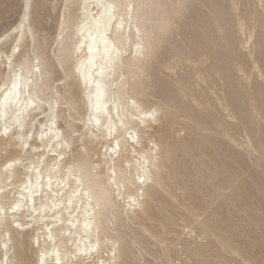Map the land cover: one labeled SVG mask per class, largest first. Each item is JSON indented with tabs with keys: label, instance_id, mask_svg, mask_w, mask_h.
<instances>
[{
	"label": "bare ground",
	"instance_id": "obj_1",
	"mask_svg": "<svg viewBox=\"0 0 264 264\" xmlns=\"http://www.w3.org/2000/svg\"><path fill=\"white\" fill-rule=\"evenodd\" d=\"M232 1L230 0V3H232ZM238 1L239 0H237V2ZM31 4L32 0H24L23 15L17 27L18 33L15 38V47H20L29 35L36 43L35 47L39 48L38 53L34 54L33 58L37 59V61L35 62L31 56L25 53L16 55L15 52L11 50L10 53L5 54L4 59L0 60V77H2V82L0 84V131L8 133L14 146L20 149V154L10 159L9 164L5 163L0 166V264H134L135 262L133 259L135 260L137 257L139 258V256L134 258L136 252H133L135 251L133 248L143 249L141 251L139 250L140 252L144 250V252H149L151 250L150 245L169 242L170 236L167 237L168 235L165 234V230H162L163 234L162 231L161 233L155 232L157 228L153 231V228L155 227V222L161 224L164 222L165 215L163 212L166 210V206H172L175 209V207L178 208L177 206H179V204L182 205L181 203L184 197L182 200L180 199L181 201L179 200L181 203L177 204L176 201L178 200L175 192L177 193L179 191L178 189H180L179 193L186 190L187 194V190L191 189V185L196 189L199 185L201 187L200 182L203 181L199 180L200 182H198V185L196 183L197 180L199 178L202 179L201 177L207 179L205 174L208 175L213 172L210 166L212 163L209 162L210 160L207 161V157L204 154H200L197 157L191 155V152L189 153L192 156L188 158L192 159V161H189L192 162L191 166L193 167L191 168H193L194 173L191 172V169H188V164L186 165L184 159L178 158L177 161L175 156L179 148L187 149V153L189 152V139L186 142L177 143L178 147L170 143V136L167 134H162V136L159 133L162 136H160L161 139L157 138L159 141L155 138L152 139L154 134L152 135L149 131L154 127L153 124L161 125L163 122H169L171 115L176 112V107L179 106H177V102L179 101L176 103L174 102L175 100L172 101L173 97L168 100L167 98L166 100L159 99L152 108L146 106L145 100L150 93L148 88L149 79L155 77L157 74L154 68V62L156 63L159 61V58L165 56L171 57L172 59H177L176 57H178V59L180 58L179 60L183 62L184 60L182 59H186L185 61L189 60L191 58L190 56L195 52L209 54L214 48L217 49L218 52L229 51L234 40L233 32L231 31L232 20L229 12L231 11L230 9L235 7L234 5L238 3L227 4L225 0H66L67 14L64 16V27L62 28L61 37L57 38V47L54 50L53 56L48 53L46 46L38 40L33 30L29 17ZM206 12L209 14L207 13L208 16H206V14L205 17L204 13ZM238 18H236V21ZM240 19V21H242L244 18ZM243 26H245V23ZM237 29L239 30V28ZM179 39L181 44L185 42V49H180L181 45L178 46L176 44ZM166 44H168V47L164 48ZM162 48L165 50H162ZM250 55L252 54L250 53ZM204 56L206 57V55ZM207 57L209 58V55ZM202 58L199 60L207 77L212 79L217 76V78H221V81L222 78L226 80L227 91L230 95V106L241 119L240 121L250 129V133H252L253 137L256 139L257 148L262 153V155L258 154L262 156L260 159L261 161H257L260 165H264V137H262L263 133L259 129L261 126L259 127L257 122L259 113L264 109L262 100L264 95L258 91L259 89H252L254 91H242L243 88L240 90L238 89L239 87L237 88L236 85L229 82L227 78L230 76V61L226 63L215 62L209 64V67H207L205 62L209 59L205 58L206 60H204ZM164 59L167 60L163 58V61ZM160 60L162 63V58ZM188 62L190 65L191 61ZM2 66L5 67V69H1ZM57 67L64 71L66 79L61 91L51 84L52 76ZM239 67L241 70L242 67ZM252 67H255V65ZM257 67L258 66L255 68ZM188 69L189 68H187V70ZM239 73L241 74V72ZM257 74L259 75L260 73L257 72ZM241 75L244 74L242 73ZM174 78L176 81L177 77L175 76ZM174 78L172 79V77H169L168 79H172L173 81ZM178 78H181V76ZM260 78L262 80L264 79L261 75ZM162 81L164 82V80ZM188 82L187 78L183 77L177 80L176 86L181 89L184 88L186 91L187 89L191 92L194 91ZM73 84L80 90L79 100H76L73 95ZM161 86V90L163 91H172V85L169 83H163ZM176 86H174V89ZM195 90H197V88ZM175 93H178V91L174 92V96L176 95ZM204 93L200 92L198 96L195 95L192 96V98L189 96L193 106L197 107H195L196 111H194L190 106L191 108H187L188 115H186V113L184 114L186 116L183 115L185 118L187 117L189 119L187 120L188 123L185 122V124L187 123L186 125L189 126L190 135L193 133L196 135L199 134V137L202 136L201 139L204 138L203 141L206 140L209 142V145L213 147L211 149L215 152L226 154V156L228 155L227 158L230 159H228V161L231 164L237 163L238 158L231 155L230 148L222 145L221 142H216L213 136L217 133L226 135V137L227 135L229 136L230 127H227V129L226 126L223 125L227 124V122L222 123L221 117H218L219 113L215 115L208 112L207 103L209 99L205 98ZM178 96L180 95L178 94ZM185 100L188 99L185 98ZM180 102L181 103H178L180 104L179 107H181L184 100ZM220 102L217 104H220ZM225 102L227 104V101ZM63 107H66L70 112L69 116L63 119L65 121V127H61L59 124L60 119L64 115ZM79 107L84 109L83 114L80 115L77 111L79 116H73L72 112L76 111ZM178 111H180V109ZM182 111L184 112V110ZM213 112L215 113L216 110ZM201 113L205 114V117H201ZM40 117H45V119L41 121V127H43L41 130V141L39 140L42 146L41 150L38 149V146L32 143L30 139L33 123L39 120ZM75 119L80 120L83 126L82 133H80L78 137L74 135L77 132L74 126ZM222 120L224 121V117ZM237 123L239 124V121ZM185 126L184 128L188 129ZM245 130L244 132H246ZM211 131H217V133H210ZM204 132L207 133L205 134ZM243 133L241 134L243 135ZM246 134L244 140L247 139ZM221 135L219 134V137ZM183 139L182 137V140ZM77 141L81 143L74 148V144ZM230 141L232 140L230 139ZM172 142L174 144V141ZM201 142L202 141H200V143ZM235 143L237 144L236 141ZM244 143L247 144L248 142L245 140ZM246 144H244V146L243 143L240 145L245 149ZM251 147L253 146L247 149L251 150ZM31 152H35V154L33 153L35 158H33L34 156L31 157ZM235 152H237V150ZM244 152L248 151L245 149ZM249 153L250 152H248L247 156H249ZM254 156L256 157V155H253L252 159ZM259 156H257V158ZM27 160L30 161L29 164L25 165L24 171H21L18 165H24ZM250 161L252 164V160ZM254 163L256 162L254 161ZM254 163L252 164L253 167L258 165ZM213 165L215 166L216 164L213 163ZM221 166L222 171L226 172V168H224L223 165ZM230 168L234 170L233 167L230 166ZM236 170V172H238V169ZM240 170L239 174L241 172ZM255 170L257 171L258 168ZM260 172L261 168L259 173ZM215 175H213L214 178ZM211 180H213V178ZM210 182L207 181L209 184L213 183V181ZM233 182L235 184V181ZM228 184L227 186H230V189H232L231 192L238 187L235 186L236 188L233 190L234 186L232 187ZM213 185L214 183L212 186ZM252 186L253 190L251 194L264 202V192H262L258 181H253ZM221 188L222 187H220L219 190ZM227 188L228 187L225 189L227 192H225L226 194L228 193V197L233 193H229ZM216 189L218 188L216 187ZM244 189H246V186ZM212 190L213 189H211V192ZM239 190L235 191L239 192ZM164 191H169L168 199L163 197L162 192ZM234 193L237 195L240 192ZM215 194H209V198L207 199L210 203L207 200L208 204H213V202H215ZM251 194L249 196L253 197ZM183 195L184 193L182 196ZM223 195L224 194H222V197ZM222 197L219 198L223 199ZM191 198H193V196ZM200 198L199 195L197 204L204 199L203 197L202 200ZM216 198L218 197L216 196ZM193 199H195V196ZM233 199L235 200V198ZM233 199L231 200L233 201ZM251 199L249 198V200ZM155 202H160L161 205L159 203V206L161 207L157 208L158 204ZM173 202L176 203L174 204ZM234 202L231 204L232 209L235 206ZM251 202H253V200ZM204 203L205 202H203V204ZM185 204L184 208L189 211H187L189 215L196 217L200 215L199 212H197L199 209L191 207V204L188 206ZM197 204L193 206L196 207ZM214 205L216 204L214 203L213 206ZM242 205L241 207H244V204ZM211 206L210 209H212ZM252 206L250 207L251 209ZM205 207L206 206H204L203 209L204 211L207 209ZM207 207L209 208V205ZM240 208L237 206V209ZM247 208H249V206ZM247 208L243 209V212L248 213ZM210 209L209 211H211ZM181 210L184 209L182 208ZM253 210L254 209H252V211ZM167 211L168 210L165 212ZM214 211L211 213H214ZM236 212L239 214L238 210ZM200 213L202 214L204 212L200 211ZM184 214L183 211V215ZM218 214L220 215V212H218ZM262 214L264 215V212ZM168 215L171 216L172 214L169 213ZM213 215L211 214V216ZM242 215L244 214L242 213ZM203 216H205V214H203ZM222 216L224 215L222 214L221 217ZM256 216L259 218L261 215L259 216L257 213ZM241 217L239 216L233 219L239 218L238 221L240 222ZM263 217L264 216H262V218ZM169 218H173L175 221L177 220V217ZM185 218L182 217L180 219H183L181 222H183ZM247 218L250 219L248 216ZM148 219L151 223L155 221L153 225L145 223ZM206 219L207 221H201L202 224L200 228L202 232L208 231L212 234L217 242V245L215 242V245H211L212 247L208 245L210 248L206 245V248H208L206 249V254L211 256L209 259L210 261H208L210 264L214 263L217 258L222 256V253L219 254L220 252H218L221 251L220 248L222 247L231 248L237 253V259H239L238 264H256L253 262L256 260L255 258H252V261L251 255L250 257L246 255L245 250H248L250 247L248 241H246L248 244L243 242L242 244L235 243V245H233L234 242L232 237L237 234V231L234 234V230L231 232L232 229L230 230V228H228L229 231L223 230L220 226L216 227V223L218 222V218L216 217H213L211 220L209 219V221L208 218ZM220 219L221 218H219V220ZM242 220L244 221V217ZM186 221L188 222V220ZM136 223L143 224V227L134 229L132 224ZM167 223L166 221L165 224ZM173 223L175 222L173 221ZM183 224L185 223H182V226ZM188 224L193 223L191 221V223L188 222ZM254 224L256 226L258 225V227L260 226V224ZM173 225L174 224H172V227ZM196 225H198V223ZM240 225L238 224V226ZM243 225L245 226V224ZM157 227L161 228L159 224ZM193 227H191V230L194 229ZM196 230L197 232L195 233H202H198V229ZM181 232L183 231L181 230ZM253 232L255 231H252V233ZM170 233L169 235L172 234ZM245 233L246 232H244V234ZM256 233L258 232L256 231ZM203 234L205 233H202V235ZM242 234V232L239 233L240 236H242ZM247 234L249 235V233ZM173 235H175V233ZM147 236L148 238H146ZM200 236L198 235V237ZM175 237H177V235H175ZM252 238L254 239L253 236H251V239ZM257 238L256 240L254 239L256 241V246L258 241ZM150 239H153V241H150ZM209 239L211 240V237L208 238V241ZM246 239H248V237ZM186 241L184 242L186 243ZM205 242H207V240ZM171 243H173V241ZM244 243L248 247H246ZM262 243L264 244V240ZM177 244L179 245L178 241ZM187 244V246H189L191 241ZM255 244L251 243V246ZM155 245L153 249H156ZM162 245L165 246V244ZM30 249H33L36 253L33 258L29 255ZM252 249L254 250V248L251 247V250ZM166 250L168 249L166 248ZM225 251L229 250L226 249ZM155 252L157 253V250ZM155 252H153V255H155ZM230 252L231 251L227 253ZM224 254L225 257L228 255L226 253ZM259 254L260 253H258V255ZM144 255L146 254L142 256ZM149 255L153 257L152 254ZM163 255L164 257L166 256L165 253ZM163 255L162 258H164ZM192 255L188 257H192ZM167 257L170 259L169 256ZM146 258H148V256H146ZM262 258L264 257L262 256ZM194 260L197 261L196 259ZM231 260L229 261L232 262ZM139 261H136V263ZM199 261L202 262V260Z\"/></svg>",
	"mask_w": 264,
	"mask_h": 264
},
{
	"label": "rangeland",
	"instance_id": "obj_2",
	"mask_svg": "<svg viewBox=\"0 0 264 264\" xmlns=\"http://www.w3.org/2000/svg\"><path fill=\"white\" fill-rule=\"evenodd\" d=\"M232 1V0H231ZM225 2L227 3V4H233V3H238V4H236V5H234L235 7H232L230 10V18H231V20H232V23H231V31L233 32V45H232V47H231V49L228 51H220V52H218V50L217 49H212L210 52H209V54H204V53H199V52H195V53H193V55H191L190 57V59L189 60H187V61H185L186 59H182V60H184L183 62L182 61H180L179 59H178V57H176L177 59H175V58H171V57H168V56H165V57H161L162 58V63L160 62L161 60V58H159V61H157L156 63L154 62V68H155V71H156V73L158 74H156V76L155 77H151L150 79H149V82H148V88H149V95L147 96V98H146V106L148 107V108H152L155 104H156V102L159 100V99H165L166 100V98H167V100L168 99H170L171 97H173V100L172 101H174L175 103L177 102V101H179V102H177V106L179 105L180 106V104H178V103H181L180 101H183L184 100V102L182 103L183 104V106H182V104H181V107H176L178 110L180 109V111L183 113H181L180 111H178L177 109L175 110L176 112L173 114V115H171V119L169 120V122L168 121H166V122H163L161 125H155V124H153L154 125V127H152V130H150L149 132L154 136V137H152V139L153 138H155L156 140H157V138L158 139H161V137L164 135V134H167V135H169L170 136V143L172 144V145H174V146H177L178 147V145H177V143H181V142H186L188 139H189V141H188V143H189V148H188V153H187V149L185 150L184 148L182 149V148H179V150H181V151H177V155L175 156L176 158H177V161H178V158H180V159H184L185 160V163H186V165H187V167H188V169H191L192 171L191 172H193L194 173V170H193V168H191V167H193V166H191V164H192V159H190L192 156L191 155H195V156H197L198 157V155H200V154H204L206 157H207V161L208 160H210L209 162L210 163H212V164H210V166L212 167V169H213V174L211 173V174H208V175H206L205 174V176H207V179H204V177H201L202 179H198L197 180V184L199 185V183L198 182H200V181H203V182H200L201 183V187H200V185L198 186V188L196 189V188H193V186L191 185V189H192V191H191V189H189V190H187V194H186V190L185 191H183L182 193L180 192L179 193V191H180V189H178L179 191L176 193L175 192V194H176V196H177V200L178 201H176L177 202V204H179V203H181L180 201L182 200V198H183V200H182V205H180L179 204V206H177L178 208H176L175 207V209L171 206H169V207H167L166 206V210H168L167 212H169L170 214H172L171 216L170 215H168L169 213H167V212H163L164 213V219L168 222L167 224H165V220H164V222L161 224V223H159V222H155V223H157V224H155L153 221V223H154V225H155V227L153 228V231H155L156 229L155 228H157V230L155 231V232H157V233H161V231L163 230H165L166 231V235H168L167 237H169V242L167 241V242H162V243H157L156 245H155V243L153 244V245H150V253L148 252V251H146V252H144V251H142V252H140L141 250H143V249H141L140 250V248H133V250L135 249V251H133V252H136L135 254H136V256H134V258H136L137 256H139V258L137 257L135 260L133 259V261L135 262H133L134 264H210V262H208V261H210L209 259L211 258V256H208L206 253H207V251H206V249H208V248H210V247H212L211 245H215L214 243L216 242L215 241V238H214V236H212V234H210L208 231H203L202 232V230H201V224H202V222L201 221H203V220H205V221H207V219L206 218H208V221H209V219L211 220L213 217H216V218H218V225H217V223H216V227H219L220 226V228H222L223 230H229L228 228H230V230L232 229V231L231 232H233V230H234V234L236 233V231H237V234H233L232 236V239H233V242H234V244L233 245H235V243H243V242H245V243H247L246 241H248L249 242V245H250V247H249V251L248 250H245L246 251V255L247 256H249L250 257V255H251V259L253 258H255L256 260L255 261H253V259H252V261L253 262H255L256 264H261L262 263V261H263V263L262 264H264V258H262V256L264 257V244L262 243V241L264 240V236H263V234H264V217L262 218V216H264L262 213L264 212V202L263 201H261V200H259L258 198H255L252 194H251V192H252V190H253V186H252V183H253V181H258V184H260V187H261V189H262V192H264V169H262V168H264V167H262V166H264V165H260L259 163H258V161L257 160H259V161H261L260 159L262 158V156H259V155H262V153H261V151L257 148V145H256V139L253 137V134L252 133H250V129L247 127V126H245V124L242 122V121H240L241 119L238 117V115L234 112V110L232 109V107L230 106V103H229V99H230V95H229V93H228V91H227V85H226V80H224L223 78H222V81H221V78L220 77H218L217 78V76L216 77H213L212 79L211 78H209V77H207L206 76V74H205V71L203 70L204 68L202 67V65H201V62H200V58H202V57H205L204 55H206V57L205 58H208L207 56L209 55V60H206L205 58H202V59H204V60H206V66L207 67H209V64H213V63H215V62H221V63H226V62H229L230 61V64H231V67H230V69H229V77H230V79H229V77L227 78V80L229 81V82H231V83H233L234 85H236L237 86V88L238 89H240V90H242V88H243V90L242 91H248V90H252V89H254V90H258L262 95H264V79L262 80L261 78H260V75L261 76H263V78H264V0H239L238 2H237V0L236 1H232V3H230V0H225ZM251 2H253V3H251ZM23 5H24V0H0V60L1 59H4L5 58V54L6 53H10L11 51H14L15 52V54L16 55H20V54H23V53H25V54H27V55H29V56H31V58L33 59L34 58V54H36V53H38V51H39V48H36L35 47V45H36V43L32 40V38H30V36L28 35L26 38V40H25V42L24 43H22L21 44V46L20 47H15V45H16V42H15V38L17 37V33H18V29H17V27L19 26V24H20V21H21V18H22V15H23ZM237 5H238V7H237ZM254 6V7H253ZM233 8H235V9H233ZM245 9H246V11H245ZM66 10H67V7H66V0H32V4H31V12H30V22H31V24H32V26H33V30L35 31V33H36V36H37V38H38V40L40 41V42H42L43 43V45H45L46 46V50L48 51V53L51 55V56H53L54 55V50H55V48L57 47V38H60L61 37V35H62V28L64 27V16L67 14L66 13ZM233 10H235V11H233ZM208 12H206V13H204V16L207 14ZM247 13V14H246ZM209 14V13H208ZM208 14L206 15V16H208ZM237 15H239V16H237ZM249 15V16H248ZM205 16V17H206ZM239 17V18H238ZM236 18H238L237 19V21H236ZM240 18H244L242 21H240L241 19ZM33 20V21H32ZM240 21V22H239ZM241 22H242V24H241ZM237 23V24H236ZM238 23H240V24H238ZM245 23V26H243V24ZM240 25V26H239ZM239 26V27H238ZM237 28H239V30L237 29ZM37 29V30H36ZM237 31V32H236ZM237 33H239V34H237ZM253 36H252V35ZM256 36V37H255ZM253 37V38H252ZM181 38V37H180ZM42 40V41H41ZM180 41V39L179 40H177V42H176V44L178 45V46H180L181 48L180 49H185V46H184V43L183 44H181V42H179ZM240 41V42H239ZM240 44V45H239ZM239 46V47H238ZM168 47V44H166L165 45V47L164 48H167ZM164 48H162V50H165ZM11 50V51H10ZM161 50V51H162ZM252 50V51H251ZM20 51V52H19ZM249 51V52H248ZM27 52V53H26ZM53 52V53H52ZM233 52V53H232ZM30 53V54H29ZM224 53V54H223ZM229 53V54H228ZM250 53L252 54V55H250ZM202 54H203V56H202ZM215 54H216V56H215ZM218 55V56H217ZM248 55H250V56H248ZM196 56V57H195ZM214 56V57H213ZM197 57H198V60H197ZM239 57V58H238ZM163 58H166L167 60H165L164 59V61H165V63H164V61H163ZM169 58V59H168ZM176 61H175V60ZM251 59V60H250ZM35 62L37 61V59H33ZM174 60V61H173ZM256 60V61H255ZM188 61H191V63H190V65H189V62ZM251 61H253V62H251ZM159 62V63H158ZM187 62V63H186ZM195 62V63H194ZM199 62V63H198ZM174 63V64H173ZM176 63V64H175ZM194 63V64H193ZM254 63V64H253ZM165 64V65H164ZM196 64V65H195ZM235 64V65H234ZM160 65V66H159ZM237 65H238V67H237ZM255 65V67L256 66H258L257 68H255V67H252V66H254ZM162 66V67H161ZM188 66V67H187ZM234 66V67H233ZM236 66V67H235ZM239 66H241L242 67V69L240 70L239 68ZM169 67V68H168ZM187 68H189L188 70H187ZM1 69H5V67H3L2 66V68ZM194 69V70H193ZM200 69V70H199ZM256 69H258V70H256ZM189 70H191V71H189ZM238 70V71H237ZM245 72H243V71ZM185 74H184V73ZM239 72H241V74L243 73L244 75H241ZM257 72L258 73H260L259 75L257 74ZM183 73V74H182ZM195 73H196V76H197V74H198V76L196 77L195 76ZM182 74V75H181ZM263 74V75H262ZM178 75V76H177ZM184 75V76H183ZM185 75H187V76H185ZM188 75H189V77H188ZM193 77H191V76ZM259 77H258V76ZM169 76V77H172V79L176 76L177 78H176V81H175V78H174V80L172 81V79H168L167 77ZM181 76V78H183V77H186L187 78V81H189L188 82V84L190 83V85H191V88L194 90V91H189L188 89H187V91H186V89H181V88H179V87H177L176 86V84H177V80L179 79H181V78H178V77H180ZM195 76V77H194ZM158 77V78H157ZM163 77V78H162ZM165 77H166V79H165ZM243 77V78H242ZM246 77H247V79H246ZM232 78V79H231ZM65 79V75H64V71L61 69V68H59V67H57L56 68V70H55V72H54V74H53V76H52V79H51V84L52 85H54L55 87H57V89L58 90H62V88H63V86H64V84L63 83H65L66 82V79ZM157 79V80H156ZM209 79V80H208ZM151 80V81H150ZM159 80H160V82H159ZM162 80H164V82L162 81ZM221 82H220V81ZM243 80V81H242ZM245 80V81H244ZM169 81V82H168ZM172 81V82H171ZM240 83H239V82ZM248 81V82H247ZM1 82H2V77H0V84H1ZM157 82V83H156ZM174 82H176V83H174ZM223 82V83H222ZM237 82H238V85H237ZM161 83V84H160ZM170 84V85H172V94H171V92L169 91V92H167V91H163V90H161L162 88V84ZM175 85H174V84ZM222 83V84H221ZM249 83V84H248ZM154 84V85H153ZM152 85V86H151ZM73 87H72V92H73V95H74V97L76 98V100H79V96H80V90L78 89V87L75 85V84H73L72 85ZM174 86H176L175 87V89H174ZM196 86V87H195ZM222 86V87H221ZM241 86V87H240ZM77 87V88H76ZM152 88V89H151ZM179 88V89H178ZM197 88V90H195ZM223 88V89H222ZM245 88V89H244ZM170 89V90H171ZM174 89V90H173ZM177 89V90H176ZM176 90V91H175ZM209 90V91H208ZM223 90V91H222ZM254 90H252V91H254ZM163 91V92H162ZM178 91V93H175L176 95L174 96L173 94H174V92H177ZM181 91H183V92H181ZM183 94V96H182V94ZM195 92V93H194ZM200 92H205L204 93V95H205V98H208L209 99V102L207 103L208 105H207V110H208V112L209 113H213V114H215V115H217L218 113V117L221 119V121H222V123L223 122H227V124H223L224 126H226V128L228 127H230V135L228 136L227 135V137H226V135H221V133H219L221 136L219 137V134L217 133V131H211L210 133H214L215 134V132L218 134H215V135H213L214 137H215V139H216V142H221V144L222 145H225V146H228V148H230V150H231V155H233L234 157H236V158H238V161H237V163H234V164H231L229 161H228V159L229 158H227L228 157V155L226 156V154H222L221 152H215L213 149H211V148H213L212 146H210L209 145V142H207L206 140H204L203 141V139H201L202 138V136L201 137H199L198 135L199 134H192V135H190V129H189V126L188 125H186L187 123H188V121L187 120H189L187 117V119L184 117V116H186V115H188L187 114V108H189L190 106L192 107H190L192 110H194V111H196V106H193V103H192V100L190 99V97L192 98V96H195V95H199L200 94ZM161 93V94H160ZM194 93V94H193ZM245 93V92H244ZM170 94V95H169ZM178 94L180 95V96H178ZM212 94V95H211ZM184 95H186V96H184ZM166 96V97H165ZM168 96V97H167ZM190 96V97H189ZM212 96H214V97H212ZM162 97V98H161ZM216 97V98H215ZM185 98L186 99H188V100H185ZM211 98V99H210ZM215 100H214V99ZM172 99V98H171ZM226 99V100H225ZM263 100V103H264V98L262 99ZM191 101V102H190ZM221 101V102H220ZM225 101H227V104H226V102ZM187 102V103H186ZM218 102H220V104L222 105H220V104H217ZM224 102V103H223ZM186 103V104H185ZM229 104V105H228ZM216 105V106H215ZM218 105V106H217ZM228 105V106H227ZM212 106V107H211ZM225 108H224V107ZM196 107V108H195ZM218 107V108H217ZM220 107H222L223 109H225V110H223L222 108H220ZM228 107V108H227ZM227 108V109H226ZM63 109H64V115H63V117L60 119V121H59V124L61 125V127H65V121L63 120L65 117H67V116H69V114H70V112H69V110L66 108V107H63ZM229 109V110H228ZM182 110H184V112L182 111ZM214 110H216V112L214 113L213 111ZM218 110V111H217ZM220 110V111H219ZM79 112V114L81 115V114H83V112H84V109L82 108V107H79L76 111H73L72 112V115L73 116H79V114H78V112ZM179 113H178V112ZM211 111V112H210ZM224 113H223V112ZM231 111H232V113H231ZM77 112V113H76ZM262 112V113H261ZM261 112L259 113V115H258V117H257V122H258V125H259V129L262 131V137H264V109L263 110H261ZM68 113V114H67ZM177 113V114H176ZM186 113V115H184ZM220 113H222V114H220ZM78 114V115H77ZM178 114H179V117H178ZM202 114V115H201ZM200 114V116L201 117H205L204 115L205 114H203V113H201ZM231 114H232V117H231ZM184 115V116H183ZM221 115V116H220ZM222 115H224V116H222ZM184 118H183V117ZM234 116V117H233ZM223 117H224V121L222 120L223 119ZM225 117H227V118H225ZM261 117V118H260ZM175 118V119H174ZM177 118V119H176ZM238 118V119H237ZM45 119V117L43 118V117H40V119L39 120H37V121H35L34 123H33V128H32V132L30 133V139H31V142L32 143H34V144H36L37 146H38V149H40L41 150V143H40V137H41V130L43 129V127H41L42 125H41V121H43ZM231 119V120H230ZM234 119V120H233ZM63 120V121H62ZM182 120V121H181ZM172 121V122H171ZM178 121H180V122H178ZM239 121V124L241 125H239L237 122ZM81 121L80 120H78V119H75V121H74V126L76 127V129H77V132L74 134L75 135V137H78L79 135H80V133H82V122L80 123ZM175 123V125H174V123ZM183 122V123H182ZM185 122H187L186 124H185ZM173 123V124H172ZM183 124V125H182ZM228 124H229V126H228ZM40 125V126H39ZM186 125V126H185ZM231 125H233V126H231ZM169 126H170V128H169ZM173 128H172V127ZM184 126L186 127V128H188V129H185L184 128ZM188 126V127H187ZM243 126V127H242ZM40 127V128H39ZM155 128V129H154ZM227 128V129H228ZM247 132V134H246V132H244V130ZM248 129V130H247ZM172 130V131H171ZM38 131V132H37ZM153 131V132H152ZM157 133H156V132ZM163 131V132H162ZM176 131V132H175ZM187 131V132H186ZM189 131V132H188ZM171 132V133H170ZM233 132V133H232ZM236 132V133H235ZM244 132V133H243ZM4 135H3V134ZM38 133V134H37ZM162 135H160V134ZM187 135H189V136H187ZM205 134L207 133V132H204ZM241 133H243V135L241 134ZM238 134H239V136H238ZM245 134H246V136H247V139H245L246 140V142H248L247 144H249V145H247L246 143H244L245 142V140H244V138H246V137H244L245 136ZM252 134V135H251ZM196 135V136H195ZM37 136V137H36ZM157 136V137H156ZM161 136V137H160ZM237 136V137H236ZM249 136V137H248ZM174 137V138H173ZM182 137L184 138L183 140H182ZM221 137H223V138H221ZM172 138H173V140H172ZM180 138V139H179ZM228 140H227V139ZM233 138V139H232ZM230 139L232 140V141H230ZM40 140V141H39ZM179 142H178V141ZM181 140V141H180ZM243 142H242V141ZM248 140V141H247ZM157 141H159V140H157ZM172 141H174V144H173V142ZM176 141V142H175ZM190 141H191V143H190ZM196 141H197V143H196ZM200 141H202L201 143H200ZM230 141V142H229ZM234 141V142H233ZM235 141L237 142V144L235 143ZM243 143V146H244V144H246L245 146V149H246V151H248V152H250L249 153V156H247V154H248V152H244L245 151V149H244V147L242 146V145H240V144H242L241 142ZM9 142V143H8ZM225 142H227V143H225ZM240 144H239V143ZM80 143L81 142H76L75 144H74V148H76L77 146H79L80 145ZM225 143V144H224ZM250 143H252V144H250ZM211 144V143H210ZM235 146H234V145ZM198 147H197V146ZM238 145V146H237ZM233 146V147H232ZM240 146V147H239ZM250 146H253L254 147V149H253V147H251L250 149L251 150H249V149H247V148H249ZM196 147H197V150H196ZM211 149V151H210V149ZM235 148V149H234ZM243 149V150H241V149ZM183 150V151H182ZM237 150V152H235ZM257 150V151H256ZM37 151V150H36ZM202 151V152H201ZM191 152V153H190ZM199 152V153H198ZM257 152V153H256ZM35 152H31L30 154H31V157H33V158H35ZM191 155H190V154ZM212 153V154H211ZM217 153V154H216ZM219 153V154H218ZM253 153V154H252ZM20 154V149L18 148V147H16V146H14V143H13V141H12V139H10L9 138V136H8V133H4L3 131L1 132L0 131V166H2V165H4L5 163H10L9 161H10V159H12V158H15V157H17L18 155ZM183 156H182V155ZM213 154H216V155H213ZM259 154V155H258ZM224 155V156H223ZM246 155V156H245ZM253 155H256V157L254 156L253 157V159H252V156ZM181 156H182V158H181ZM191 156V157H190ZM194 156V157H195ZM221 156V157H220ZM241 156V157H240ZM257 156H259L258 158H257ZM188 157H190V158H188ZM205 157V158H206ZM216 157V158H215ZM249 157H250V159H249ZM32 158V159H33ZM218 158V159H217ZM257 158V159H256ZM240 159V160H239ZM249 161H248V160ZM189 160H191V161H189ZM194 160H195V158H194ZM220 162H218V161ZM230 160V159H229ZM250 160H252V162L254 163V161L258 164L257 166H254L253 167V163L251 164V161ZM213 161V162H212ZM240 161V162H239ZM29 160H27V161H25V163H24V165L23 164H19L18 166H19V169L21 170V171H24L25 170V165H27V164H29ZM188 162V163H187ZM194 162V161H193ZM245 162V163H244ZM213 163L214 164H216L215 166H217V167H215L214 165H213ZM221 163H223V164H221ZM226 163V164H225ZM256 163H254V164H256ZM223 165V167L224 168H226V172H223L222 171V166L221 165ZM229 164V165H228ZM237 164V165H236ZM264 164V163H263ZM225 165H226V167H225ZM227 165H228V167H227ZM234 165V166H233ZM21 166V167H20ZM230 166L231 167H233V169L234 170H232L231 168H230ZM259 166H260V168H261V172H263V173H259V171H260V168H259ZM239 167V168H238ZM249 167V168H248ZM224 168H223V170H224ZM230 168V169H229ZM252 168H254V169H252ZM256 168H258V172L255 170ZM24 169V170H23ZM236 169H238V172H236L237 170ZM241 169V170H240ZM217 171V172H215V171ZM239 170L243 173H241L240 172V174H239ZM250 170V171H249ZM234 171V172H233ZM254 172V173H253ZM256 172V173H255ZM222 173V174H221ZM227 173V174H226ZM200 174V173H199ZM216 174V175H215ZM230 174H231V176H230ZM235 174V175H234ZM245 174V175H244ZM210 175V176H209ZM213 175H215V178H216V180H215V178L213 177ZM228 175V176H227ZM223 176V177H222ZM236 176H238V177H236ZM242 176H243V178H242ZM244 176H246V177H244ZM224 177H225V179H224ZM236 177V178H235ZM240 177V178H239ZM248 177V178H247ZM206 178V177H205ZM213 178V180H211ZM225 181H224V180ZM232 179V180H231ZM239 179V180H238ZM261 179V180H260ZM200 180V181H199ZM210 180H211V182L213 181V183H214V185L212 186V184L213 183H211L210 182ZM218 180V181H217ZM232 182H231V181ZM206 181V182H205ZM207 181H209L211 184H209V183H207ZM233 181H235V184H234V182ZM259 181H260V183H259ZM230 184L232 187L234 186V188H233V190L235 189V190H239V188H240V190H239V192L238 191H232L231 192V190L232 189H230V186H227V184ZM231 182V183H230ZM237 182V183H236ZM219 183V184H218ZM221 183H222V185H221ZM233 183V184H232ZM239 183V184H238ZM244 185H243V184ZM205 186H204V185ZM218 186H217V185ZM225 184H226V186H225ZM228 184V185H229ZM237 184V185H236ZM246 184V185H245ZM210 185V186H209ZM243 185V186H242ZM236 186V187H235ZM246 186V189H244V187ZM206 187V188H205ZM211 187V188H210ZM214 187V188H213ZM216 187L218 188V189H216ZM220 187H222L220 190H219V188ZM224 187V188H223ZM226 187H228L227 188V190H229L228 192L229 193H233V194H230L228 197H227V194H226ZM231 187V188H232ZM205 188V189H204ZM206 189H207V191L209 192V194L210 193H216L215 195L218 197V198H216V196H215V198H214V200H215V202H213V204L215 203L216 205H214L213 206V204H208V202H207V198H209L208 196H209V194H208V192L206 191ZM211 189H213L212 190V192H211ZM244 189V190H243ZM193 190H195V191H193ZM203 190V191H202ZM205 190V191H204ZM210 190V191H209ZM214 190H216V191H214ZM246 190H248V191H246ZM182 191V190H181ZM191 191V192H190ZM214 191V192H213ZM219 191V192H218ZM226 191V192H225ZM245 191V192H244ZM168 194H167V193ZM164 191V192H162V195H163V197H165V199H168V195H169V191ZM202 192H204V193H202ZM205 192H206V194H205ZM234 192H237V193H239V194H237L236 195V193H234ZM248 192V193H247ZM184 193V195L182 196V194ZM202 193V194H201ZM221 194V195H219V194ZM166 194H167V196H166ZM178 194V195H177ZM196 194H197V196H196ZM200 195V199L202 200L203 198V202H205L204 204H203V202L201 201V202H199L198 204H197V200L199 201V199H197V198H199V195ZM222 194H224L223 195V197H222ZM252 195L253 197H251V196H249V195ZM202 195V196H201ZM206 195V196H205ZM235 195V196H234ZM179 196V197H178ZM181 196V197H180ZM190 196V197H189ZM193 196V198H194V196H195V199H193V198H191ZM233 196V197H232ZM236 196H238V197H236ZM247 196V197H246ZM249 196V197H248ZM163 197H162V199H163ZM186 197H187V199H186ZM197 197V198H196ZM203 197V198H202ZM219 197H222L223 199H221V198H219ZM241 197V198H240ZM189 198V199H188ZM233 199V198H235V200L233 199V201L231 200V199ZM238 198H240V199H238ZM243 198V199H242ZM245 198V199H244ZM249 198L251 199V200H249ZM181 199V200H180ZM192 199V200H191ZM226 199V200H225ZM228 199H230V200H228ZM238 201H237V200ZM180 200V201H179ZM189 201V203H188V201ZM227 200H228V202H227ZM243 201V203H242V201ZM249 200V201H248ZM253 200V202H251ZM254 200H255V202H254ZM163 201V200H162ZM192 203H191V202ZM209 201V200H208ZM229 201H230V203H229ZM235 201V202H234ZM176 202H173L174 204L176 203ZM183 202H184V204L186 205V206H188V205H190L191 204V207H193V208H196V209H199V210H197V212H199V216H193V215H189V211L186 209V208H184V204H183ZM220 202V203H219ZM224 202V203H223ZM227 202V203H226ZM234 202V205H232V206H234L233 207V209H232V207H231V204ZM156 204H158V207L157 208H159V207H161V206H159V203L160 202H155ZM200 203H201V205H200ZM209 203H210V201H209ZM239 203H241V204H239ZM249 203H250V205H249ZM195 204H197L196 205V207H194L193 205H195ZM222 204H226L225 206L224 205H222ZM242 204H244V207H241V206H243ZM257 206H256V205ZM160 205H161V203H160ZM201 207H203V208H201ZM209 205V208L207 207ZM212 205V206H211ZM229 205V206H228ZM247 205V206H246ZM252 205H255V206H252ZM180 206H182V207H180ZM197 206H198V208H197ZM204 206H206L205 208H207L205 211L203 210L204 209ZM210 206H211V208L212 209H210ZM228 208H230V209H228ZM237 206H238V208H240V209H237ZM249 206V208H247ZM252 206V209H254L253 211H252V209L250 208ZM180 207V208H179ZM200 207V208H199ZM218 207V208H217ZM253 207H258V208H253ZM184 209V210H181V209ZM214 208V209H213ZM221 208V209H220ZM247 208V210H248V213H245V212H243V209H246ZM260 208V209H259ZM202 209V210H201ZM209 209L211 210V211H209ZM227 209V210H226ZM235 209H236V211L238 210L239 211V214H238V212H236L235 211ZM170 210V211H169ZM214 211V213H211V212H213ZM230 210V211H229ZM178 211V212H177ZM180 211V212H179ZM182 211V212H181ZM183 211H184V213L186 214H184L183 215ZM188 213H186V212ZM200 211L202 212H204V213H200ZM226 211H228V212H226ZM259 211H260V213H259ZM218 212H220V215L218 214ZM222 212V213H221ZM224 212V213H223ZM235 212H236V214H235ZM262 212V213H261ZM208 213V214H207ZM231 213V214H230ZM242 213L244 214V215H242ZM257 213H258V215L260 216L259 218H257L258 216H256L257 215ZM203 214H205V216H203ZM211 214L213 215V216H211ZM216 214V215H215ZM224 215V216H222L221 217V215ZM183 215V216H182ZM202 215V216H201ZM207 215H209V216H207ZM219 217H218V216ZM238 215V216H237ZM180 216H181V218L183 217V218H185L186 216H188V217H186L185 219L186 220H188V222H190L191 223V221H192V223L193 224H188V222L184 219V221L183 222H181L182 220H180L181 218H180ZM192 218H191V217ZM231 216V217H230ZM233 216V217H232ZM241 217V216H243L244 217V221L242 220V218L243 217H241L240 219H241V221L239 222L238 220H239V218L238 219H233V218H235V217ZM247 216L248 217H250V219L249 218H247ZM168 217V218H167ZM169 217H177L176 219V221H175V219L173 220V218H169ZM200 217H203V218H200ZM212 217V218H211ZM230 217V218H229ZM246 217V218H245ZM179 218V219H178ZM188 218V219H187ZM191 218V219H190ZM195 218V219H194ZM200 218V219H199ZM205 218V219H204ZM219 218H221L220 220H219ZM229 218V219H228ZM168 219V220H167ZM202 219V220H201ZM228 219V220H227ZM231 219H232V221H231ZM246 219V220H245ZM248 219H249V221H248ZM150 220H153V219H150ZM180 220V221H179ZM189 220H191V221H189ZM195 222H197L198 223V225H196L197 223H195ZM197 220V221H196ZM227 220V221H226ZM233 220H237V221H233ZM251 220V221H250ZM258 220V221H257ZM263 222H261V221ZM173 221L175 222V223H173ZM226 221V222H225ZM254 221V222H253ZM180 222V223H179ZM229 222V223H228ZM236 222V223H235ZM245 222V223H244ZM249 223V224H247V223ZM251 222H253V223H251ZM261 222V223H260ZM145 223L146 224H149V225H153V223H151V221H149V219L148 220H146L145 221ZM169 223H172V224H176L175 226L173 225V227H172V224H169ZM178 223H179V225H178ZM182 223H185V224H183V226H182ZM222 223H225V224H222ZM240 225V224H242V225H240V226H238V224ZM250 223H251V225H250ZM254 223H257V224H260V226L258 227V225L256 226ZM139 223H136V224H132V227L134 228V229H136V228H140V227H143V224H139ZM159 224V226L161 227V228H159V227H157V225ZM220 224V225H219ZM243 224H245V226L243 225ZM246 224H247V226H246ZM167 225V226H166ZM169 225V226H168ZM182 227H181V226ZM189 225V226H188ZM192 225V226H191ZM224 225H226V226H224ZM231 225V226H230ZM233 225V226H232ZM248 225H250V226H248ZM137 226V227H136ZM172 228H171V227ZM178 226V227H177ZM188 226V227H187ZM194 226V227H193ZM198 226V227H197ZM235 226H236V228H235ZM242 226H243V228L244 227H246V228H244L245 229V231H244V229L242 228ZM261 226H263V227H261ZM176 229H175V228ZM191 227H193L194 229L193 230H191ZM233 227V228H232ZM247 227H249V228H247ZM253 227V228H252ZM261 227V228H260ZM159 228V229H158ZM163 228H165V229H163ZM179 228V229H178ZM190 228V229H189ZM258 228H260V229H262V230H260V229H258ZM170 229H172V230H170ZM183 231V232H181V230ZM196 229H198V233L199 232H202V233H205V234H203L202 235V233H200V234H197V233H195V232H197V230ZM252 229H254V230H252ZM256 229V230H255ZM174 230V231H173ZM178 230V231H177ZM200 230V231H199ZM229 230V231H230ZM241 230V231H240ZM163 231H162V233H163ZM252 231H255V232H253L252 233ZM256 231L258 232V233H256ZM168 232V233H167ZM172 234H171V233ZM177 232H179V233H177ZM194 232V233H193ZM243 233L244 234V232H246L244 235L242 234V236H240L239 235V233ZM169 233L171 234V235H169ZM175 233V235H177V237H175V235H173ZM191 233V234H190ZM194 235H193V234ZM247 233H249V235L247 234ZM256 233V234H255ZM164 234V233H163ZM180 234V235H179ZM196 234H197V236H196ZM209 234V235H208ZM258 234V235H257ZM165 235V236H166ZM173 235V236H172ZM178 235H179V237H178ZM198 235L200 236V237H198ZM206 236V238H205V236ZM257 235V236H256ZM262 235V236H261ZM204 236V237H203ZM236 236H238V237H236ZM251 236H253L254 237V239L256 240V238H257V246H256V244H255V240L252 238L251 239ZM259 236H260V239H259ZM196 237H198V238H196ZM202 237H203V240H202ZM211 237V240L209 239V241H208V238H210ZM236 237V238H235ZM248 237V239H246ZM250 237V238H249ZM256 237V238H255ZM146 238H148V236L146 237ZM179 238H181V239H179ZM197 239V241H200V242H197L196 241V239ZM200 238V239H199ZM174 239H176V240H174ZM189 239H191V240H189ZM193 239V240H192ZM213 239V240H212ZM249 239H251V240H249ZM262 239V240H261ZM153 241V239H150V241ZM170 240H171V242L173 241V243H171L170 242ZM187 240V241H186ZM188 240H189V242H188ZM195 240V241H194ZM207 240V242H205ZM260 240V241H259ZM177 241H178V243H179V245L177 244ZM184 241H186V243L184 242ZM190 241H191V244H189V246H187L188 244L187 243H190ZM202 241V242H201ZM197 242V243H196ZM253 243V244H255L254 246L252 245L251 246V243ZM260 242V243H259ZM169 243H170V245H169ZM200 243V244H199ZM203 243V244H202ZM207 243V244H206ZM244 243V245L246 246V247H248L246 244ZM162 244H165V246L164 245H162ZM169 246H167V245ZM248 244V243H247ZM154 245L156 246V249H153V248H155L154 247ZM158 245V246H157ZM178 245V246H177ZM208 245H210V247L208 246V248H206ZM216 245H217V242H216ZM151 246H152V248H151ZM163 248H162V247ZM196 246V247H195ZM180 247V248H179ZM192 247V248H191ZM251 247L252 248H254V250L252 249L251 250ZM158 248V249H157ZM162 248V249H161ZM166 248L168 249V250H166ZM183 248V249H182ZM197 249V251H196V249ZM222 248H223V250H222ZM222 248H220V250L221 251H218V252H220L219 254H221L222 253V256L223 257H225V254L224 253H226V254H228V255H226V257L225 258H223L222 256L220 257V258H217L216 259V261L214 262V263H211V264H238V260L239 259H237L238 258V255H237V253L235 252V251H233V249H231V248H226V247H222ZM259 248V249H258ZM159 249H160V251H159ZM177 249V250H176ZM178 249H179V252H178ZM182 249V250H181ZM195 249V250H194ZM226 249H228L229 251H231L230 253H227V252H229V251H225ZM231 249V250H230ZM137 250V251H136ZM140 250V251H139ZM157 250V253L155 252V251ZM175 250V251H174ZM184 250H185V252H184ZM163 251V252H162ZM168 251V252H167ZM169 251H170V253H169ZM176 251H177V254H176ZM183 251V252H182ZM196 251V252H195ZM205 251V252H204ZM234 252V254H233V252ZM256 251V252H255ZM32 252V253H31ZM153 252H155L154 254L156 255H153ZM159 252H161V253H159ZM167 252V253H166ZM181 252V253H180ZM199 252V253H198ZM249 252V253H248ZM146 254V255H144V256H142L143 254ZM152 254V256L153 257H151V255H149V254ZM166 254V256L164 257V255L163 254ZM180 253V254H179ZM186 253V254H185ZM189 253H192L194 256H196V257H194L192 254H189ZM204 254V255H202V254ZM235 253H236V255H235ZM248 253V254H247ZM258 253H260L259 255H258ZM32 254V255H31ZM36 255V253H35V251L33 250V249H30V253H29V255L33 258V257H35V255ZM160 254V255H159ZM168 254V255H167ZM179 254V255H178ZM182 254H185V255H182ZM201 254V255H200ZM162 255H163V257L165 258V260H164V258H162ZM177 255V256H176ZM186 255H187V257L188 256H190V255H192V257H186ZM207 255V256H206ZM262 255V256H261ZM146 256H148V258H146ZM161 256V257H160ZM167 256H169V258L171 259H168V257ZM229 257V259H228V257ZM235 256H237V257H235ZM253 256V257H252ZM261 258H260V257ZM143 257H145V258H143V260H142V258ZM166 257H167V259H166ZM184 257H186V258H184ZM234 259H233V258ZM154 258V259H153ZM223 258V259H222ZM227 258V259H226ZM237 260H236V259ZM258 258H260V259H258ZM173 259V260H172ZM188 259V260H187ZM194 259H196L197 261H199V260H202V262L201 261H199V262H197V261H195ZM219 259V260H218ZM225 259V260H224ZM231 259H233V260H231ZM261 259H262V261H261ZM140 260V261H139ZM145 260V261H144ZM229 260H231L232 262H230ZM136 261H139V262H137L136 263ZM147 261V262H146ZM167 261V262H166ZM219 261V262H218ZM261 261V262H260ZM166 262V263H165ZM182 262V263H181ZM201 262V263H200ZM208 262V263H207ZM223 262V263H222Z\"/></svg>",
	"mask_w": 264,
	"mask_h": 264
}]
</instances>
